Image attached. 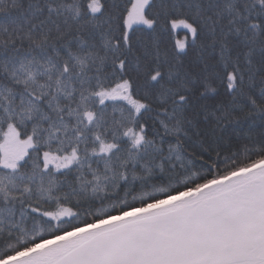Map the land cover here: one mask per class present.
Masks as SVG:
<instances>
[{
  "label": "snow or ice",
  "instance_id": "snow-or-ice-1",
  "mask_svg": "<svg viewBox=\"0 0 264 264\" xmlns=\"http://www.w3.org/2000/svg\"><path fill=\"white\" fill-rule=\"evenodd\" d=\"M0 264H264V0H0Z\"/></svg>",
  "mask_w": 264,
  "mask_h": 264
}]
</instances>
